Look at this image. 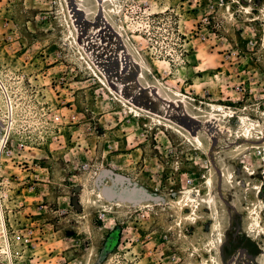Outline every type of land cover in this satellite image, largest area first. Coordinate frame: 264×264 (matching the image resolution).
<instances>
[{
  "label": "rangeland",
  "instance_id": "rangeland-1",
  "mask_svg": "<svg viewBox=\"0 0 264 264\" xmlns=\"http://www.w3.org/2000/svg\"><path fill=\"white\" fill-rule=\"evenodd\" d=\"M0 85V264H264V0H0Z\"/></svg>",
  "mask_w": 264,
  "mask_h": 264
},
{
  "label": "bare ground",
  "instance_id": "bare-ground-1",
  "mask_svg": "<svg viewBox=\"0 0 264 264\" xmlns=\"http://www.w3.org/2000/svg\"><path fill=\"white\" fill-rule=\"evenodd\" d=\"M83 59V58H82ZM220 109V108H219ZM218 109V110H219ZM224 115V114H223ZM2 124V123H1ZM158 124H163V123H160V122H158ZM164 125V124H163ZM242 125V124H241ZM3 126V125H2ZM253 129V128H252ZM246 130V129H245ZM244 130V131H245ZM261 131H262V129H261ZM246 132H248L247 130H246ZM6 138V137H5ZM4 138V139H5ZM4 139L2 140H0V147L2 146V144L4 143ZM207 183L208 184H210V180H208L207 181ZM98 193V192H97ZM97 193H95V194H97ZM100 193V192H99ZM189 193H190V191L189 190H185V192L183 191L182 193H181V196L179 197V200H178V202H177V205L180 207V209L182 210V211H185V210H188V213H185V214H182V217L184 218V219H193V216L195 215L194 214V210H195V203H197V202H194V199L192 198V197H189L188 195H189ZM99 195V194H98ZM101 193H100V198H103L104 199V197H101ZM184 195V196H183ZM179 201H181L180 203H179ZM198 205V204H197ZM262 206V205H261ZM261 206H260V208H261ZM198 208V207H197ZM260 208L257 210H252L251 212H250V215L253 217L252 218V223H250L248 226H247V230L248 231H257V230H259L260 232H262V231H264V227L262 226V224H261V215H260V213L261 212H259V210H260ZM197 210V209H196ZM261 211V210H260ZM197 212V211H196ZM198 213V212H197ZM0 214H1V212H0ZM3 221H2V218H1V215H0V236L3 234V232L5 231H3V224H4V222L2 223ZM213 229L214 230H216V231H218V230H220V228H221V224H220V222H219V220L218 219H214V222H213ZM4 234H5V232H4ZM5 238V237H4ZM6 239V238H5ZM209 243H213V241L212 240H210V242ZM6 245H8V244H6ZM8 252V251H7ZM9 253V252H8ZM205 264H208V263H205Z\"/></svg>",
  "mask_w": 264,
  "mask_h": 264
},
{
  "label": "built area",
  "instance_id": "built-area-1",
  "mask_svg": "<svg viewBox=\"0 0 264 264\" xmlns=\"http://www.w3.org/2000/svg\"><path fill=\"white\" fill-rule=\"evenodd\" d=\"M0 89L2 91V93L4 94L3 91V86L1 87L0 85ZM27 250L29 251V255H27V257H25V259L23 260V262H21V264H52L51 262V251H49L46 247H36V246H32L29 245L26 247ZM10 252V250H9ZM11 264L13 263V256L10 252V258H9ZM65 261V260H64Z\"/></svg>",
  "mask_w": 264,
  "mask_h": 264
},
{
  "label": "water",
  "instance_id": "water-1",
  "mask_svg": "<svg viewBox=\"0 0 264 264\" xmlns=\"http://www.w3.org/2000/svg\"><path fill=\"white\" fill-rule=\"evenodd\" d=\"M102 196L105 197L107 200L112 201L111 197L105 195L103 192H102Z\"/></svg>",
  "mask_w": 264,
  "mask_h": 264
}]
</instances>
